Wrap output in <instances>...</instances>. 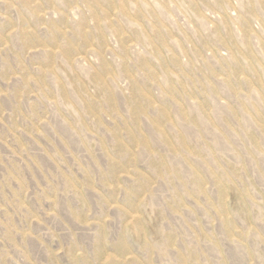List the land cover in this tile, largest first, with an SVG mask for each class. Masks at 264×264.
<instances>
[{"label":"rangeland","instance_id":"1","mask_svg":"<svg viewBox=\"0 0 264 264\" xmlns=\"http://www.w3.org/2000/svg\"><path fill=\"white\" fill-rule=\"evenodd\" d=\"M0 264H264V0H0Z\"/></svg>","mask_w":264,"mask_h":264}]
</instances>
